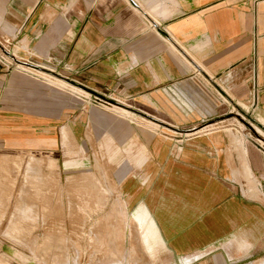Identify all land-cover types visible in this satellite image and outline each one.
<instances>
[{"label": "crops", "instance_id": "1", "mask_svg": "<svg viewBox=\"0 0 264 264\" xmlns=\"http://www.w3.org/2000/svg\"><path fill=\"white\" fill-rule=\"evenodd\" d=\"M0 45L15 64L0 55V151L75 152L99 97L167 126L112 132L137 150L118 200L138 257L108 264H264V148L226 127L187 135L253 108L254 84L264 129V0H0Z\"/></svg>", "mask_w": 264, "mask_h": 264}, {"label": "rangeland", "instance_id": "2", "mask_svg": "<svg viewBox=\"0 0 264 264\" xmlns=\"http://www.w3.org/2000/svg\"><path fill=\"white\" fill-rule=\"evenodd\" d=\"M6 46L0 45L4 52ZM3 53L0 55L15 65ZM39 71L41 74L32 72L67 86L54 80L52 73ZM92 104L86 139L83 131L76 129L75 152L68 154L63 145L55 154L0 151V264H108L138 257L131 244L134 222L118 200L122 198L120 177L131 175L126 168L134 165L132 155L137 150L123 147L112 132L120 130V119L133 117L142 129L148 128L147 124L160 130H165L161 125L167 126L146 115L147 110L143 113L119 99L99 97ZM242 105L209 118L195 130L212 124L213 128L226 127L264 148V129L255 121L256 112Z\"/></svg>", "mask_w": 264, "mask_h": 264}, {"label": "bare ground", "instance_id": "3", "mask_svg": "<svg viewBox=\"0 0 264 264\" xmlns=\"http://www.w3.org/2000/svg\"><path fill=\"white\" fill-rule=\"evenodd\" d=\"M20 68H23L22 66H19ZM28 67V66H27ZM26 67V68H27ZM29 68V67H28ZM40 74H41V72H40ZM43 74H45V73H43ZM47 74H45V76H46ZM47 76H49V75H47ZM50 77V76H49ZM54 79V78H53ZM54 80H57V79H54ZM58 81V83L59 82H62V81H59V80H57ZM62 83H64V82H62ZM65 84V83H64ZM68 83H66V85H67ZM60 85V84H59ZM61 86V85H60ZM70 86V85H69ZM74 88H75V86H74ZM73 90V89H72ZM75 91V90H74ZM80 91H82V90H80ZM83 92V91H82ZM117 109H119V110H121L123 113H126V114H131L132 116L133 115H136V114H134V113H132V112H130V111H128V110H126V109H124V108H121V107H116ZM185 108V107H184ZM192 108V107H191ZM187 112V111H186ZM188 113V112H187ZM145 119V118H144ZM147 120V119H146ZM148 121H150V120H148ZM179 121V120H178ZM150 122H152V121H150ZM152 123H154V122H152ZM154 124H156V123H154ZM212 125H214V124H212ZM208 126H210V125H208ZM205 127H207V126H205ZM202 128H204V127H202ZM201 128V129H202ZM199 130V131H198ZM201 130L200 129H197V130H195L194 132H192V133H189V134H193V133H195V132H200ZM189 134H187V135H189Z\"/></svg>", "mask_w": 264, "mask_h": 264}, {"label": "built area", "instance_id": "4", "mask_svg": "<svg viewBox=\"0 0 264 264\" xmlns=\"http://www.w3.org/2000/svg\"><path fill=\"white\" fill-rule=\"evenodd\" d=\"M257 93H258V90H257V86L254 84L253 85V88L251 90V107L255 108L256 107V98H257Z\"/></svg>", "mask_w": 264, "mask_h": 264}]
</instances>
